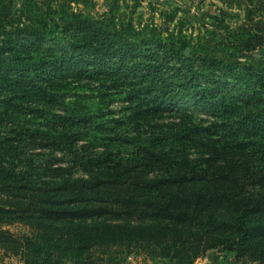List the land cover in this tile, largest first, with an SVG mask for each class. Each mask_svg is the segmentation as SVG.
<instances>
[{
  "label": "trees",
  "instance_id": "trees-1",
  "mask_svg": "<svg viewBox=\"0 0 264 264\" xmlns=\"http://www.w3.org/2000/svg\"><path fill=\"white\" fill-rule=\"evenodd\" d=\"M8 1L1 31L15 16ZM68 11L78 33L61 54L0 40V222L28 228L0 230V251L23 264H123L136 250L195 264L217 249L264 264V61L221 66L212 51L107 36ZM43 13L16 26L45 36ZM254 30L249 48L264 45V22ZM99 79L134 82L119 117L72 86ZM164 112L177 122L149 130Z\"/></svg>",
  "mask_w": 264,
  "mask_h": 264
},
{
  "label": "rangeland",
  "instance_id": "rangeland-1",
  "mask_svg": "<svg viewBox=\"0 0 264 264\" xmlns=\"http://www.w3.org/2000/svg\"><path fill=\"white\" fill-rule=\"evenodd\" d=\"M8 3L14 8L15 16L10 24L1 26L0 40L17 39L18 44L14 49L22 51L63 53L70 33H78L74 26L66 24V20L70 19L68 10L71 9L90 15L97 24L101 23L107 36L114 35L132 41L153 38L173 43L184 53L192 51L203 54L212 51L222 62L220 65L225 67L231 62L229 65L238 68L245 61L256 64L264 61V45L253 48L244 45V39L255 32L254 23L264 22V0H9ZM247 9H250L249 19L246 16ZM44 10L50 17L45 36L31 39L20 32L23 26L17 24H26L33 18L39 24L45 18ZM66 74L64 81H70L71 77ZM7 82V79L3 80L2 84L7 85ZM133 83L118 81L112 84L99 79L90 80L89 83L74 82L72 86L88 99H97L99 107L106 111V117H119L124 111L122 99L125 98V91ZM196 114L201 118L206 117ZM176 122L177 115L164 112L152 119L149 130H156L158 134L160 130H170V126ZM6 132L8 128L0 125L1 135ZM195 156V153L188 152V157ZM0 230L26 233L28 228L17 221L0 222ZM0 264L23 263L19 256L5 255L0 251ZM123 264H169V260H151L144 252L136 250L123 255Z\"/></svg>",
  "mask_w": 264,
  "mask_h": 264
},
{
  "label": "crops",
  "instance_id": "crops-1",
  "mask_svg": "<svg viewBox=\"0 0 264 264\" xmlns=\"http://www.w3.org/2000/svg\"><path fill=\"white\" fill-rule=\"evenodd\" d=\"M234 252L220 251L212 249L207 251L206 255L196 260L195 264H258V263H240L235 260Z\"/></svg>",
  "mask_w": 264,
  "mask_h": 264
}]
</instances>
